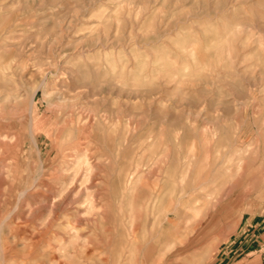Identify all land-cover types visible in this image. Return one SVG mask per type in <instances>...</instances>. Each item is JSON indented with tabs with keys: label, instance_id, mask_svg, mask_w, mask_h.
Listing matches in <instances>:
<instances>
[{
	"label": "rangeland",
	"instance_id": "1",
	"mask_svg": "<svg viewBox=\"0 0 264 264\" xmlns=\"http://www.w3.org/2000/svg\"><path fill=\"white\" fill-rule=\"evenodd\" d=\"M0 124L14 134L0 150L16 145L0 151L14 184L0 196V264L24 236L9 234L10 213L83 156L89 190L65 205L74 184L59 214L87 209L88 264L264 256V0H0ZM24 213L25 230L50 217Z\"/></svg>",
	"mask_w": 264,
	"mask_h": 264
},
{
	"label": "bare ground",
	"instance_id": "2",
	"mask_svg": "<svg viewBox=\"0 0 264 264\" xmlns=\"http://www.w3.org/2000/svg\"><path fill=\"white\" fill-rule=\"evenodd\" d=\"M44 88H45V85H44ZM32 91H34V90H32ZM36 92L37 91L35 90L29 96L30 102H29V109H28L29 110V118L28 119H29V125H30V134L37 141V138L35 137V120H34ZM21 96L22 95H20V94H18L16 96H12L11 94H9V96L7 95L5 97V101H8L10 99V97L14 98L17 101H19V100H22ZM14 116H15V114H14ZM16 116H18V114ZM26 119H27V117H26ZM67 122L68 121L66 120V123ZM2 125H4V124H2ZM2 125L0 124V143H2L3 141L6 142L7 138H10V137L13 138V136H14V134H11V133L7 134V133H4V131L2 132V129H1ZM8 128H11L10 124H8ZM75 131L77 132V130H75ZM65 132H67V131H65ZM68 134L69 133H67L65 135H68ZM69 135H71V133ZM15 137H16L15 139H17V136H15ZM63 138H65V137L63 136ZM73 140H74V138H73ZM0 145H2V144H0ZM32 145H33V143H32ZM14 147H16V145L9 146V144H8V146H7L6 143H5V146H1V150L0 151L8 153L9 150L14 148ZM37 148H38V146H37ZM38 150L35 153H38ZM62 153H63V157L64 158L61 161V165L59 167L60 169H58V172L59 171L63 172L64 170H67L69 168V165L65 166V162H66L65 158L68 157V156L74 155V153L77 154V155L80 154V145H78V142L76 144H74V145H69L67 148L63 149ZM87 153H89V152H87ZM93 157H95V156H93ZM71 158H73V156H71ZM16 159H18V158L16 157ZM11 161H10V163H11ZM23 162H25V161H23ZM78 163L79 164L77 166H79V167H76L75 170H73V171L71 170V173L69 172L72 175L69 176L68 180H64L63 181V178H62V180H60L61 179L60 177H62V176H57L56 178H54L55 176H52V178H50V179H53L52 181H49L48 179H46L49 182L48 181L47 182L42 181V182H40V184L38 183L39 185H38V187L36 189V192L31 194V195L37 194L38 196L42 197L37 203H34L33 201H31V199H29V201H27L26 204L19 203L17 205L16 208L19 210L18 213H16L15 215H14V211H12L10 213V223L8 224V232H9V234H11L13 240L15 238H17L18 236H21V235H24V236L22 238L20 237V239H22L21 240L22 243L19 242V244L21 243L19 249L18 248L16 249V247H14V248L13 247H9V249H8V263L7 264H88L94 258V254L95 253H94V250L91 249V248H95L94 246L91 247L92 246V238L85 237L84 235H82V234H84V232H87L89 230V221H88V219L85 218V217H82V215H81V214L84 213V211L86 209V208H84L85 206L84 207L82 206V208H84L83 212L79 211V210H82L80 208L79 210L77 209V211L71 212L72 209H70L71 211L68 210L67 212H65L62 215L59 214L60 206L62 205V202L64 201L63 199L65 197V194L68 191H70V189L73 187L74 184L79 183L78 184L79 190L76 192V194H74V195L71 194V197L68 198L69 200L67 202H64L65 205H71L73 202H75V199L79 195H81L85 190H89L87 188V183L92 181V177H93L94 172H95V166L93 165V163H91L88 160H86V158L84 156L80 158ZM82 163L85 164L84 167L86 166V170H84L85 173H83L81 171V168H80V164H82ZM65 174L67 175V172ZM8 176H10V175H8ZM64 178H66V176ZM5 179H3V177L0 174V183L3 182V184H4V187H3L4 191L3 192L0 191V196H2V194L4 196V192H5V199H4L3 203L6 205L7 202H8V189L11 188L10 186H12V188H13L14 184L6 182ZM27 189H29V188H27ZM21 192H22V195H24L26 193L25 190H23ZM99 195H101V194H99ZM91 196H93V195L89 194V195H87V197L85 195L87 200L88 199L90 200ZM85 203H87V202H85ZM97 204H99V203H97ZM47 207L50 210V215H49L50 217L47 220H45V222H43L40 225V227L31 226L32 230H31V228H30V230H25V229L22 228L23 224L21 225L20 220L25 215L24 210H26V211L29 210L30 212H34L35 214L38 215L41 210H43L44 208H47ZM44 216H46V214ZM24 222H25V219H24ZM27 225L28 224H26V226ZM29 225H30V223H29ZM27 229H28V227H27ZM96 232H97V230H96ZM98 238H99V236H98ZM129 238H131V237L129 236ZM153 244H154V242H153ZM68 246H70V247H68ZM102 247H103V245H102ZM151 247H152V245H151ZM153 247H154V245H153ZM148 248L150 249V247H148ZM138 249H140V248H138ZM140 250H138V251H140ZM2 252H3V250H2ZM138 261L139 260H137V262ZM120 264H123V261ZM138 264H139V262H138Z\"/></svg>",
	"mask_w": 264,
	"mask_h": 264
},
{
	"label": "crops",
	"instance_id": "3",
	"mask_svg": "<svg viewBox=\"0 0 264 264\" xmlns=\"http://www.w3.org/2000/svg\"><path fill=\"white\" fill-rule=\"evenodd\" d=\"M257 264H264V256H261L260 258H257ZM246 264H248V263H246ZM250 264H254V262L253 263H250Z\"/></svg>",
	"mask_w": 264,
	"mask_h": 264
}]
</instances>
